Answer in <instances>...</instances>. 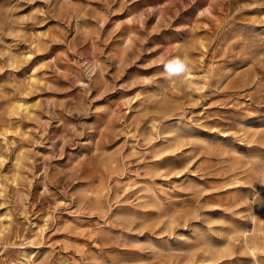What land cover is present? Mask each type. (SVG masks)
<instances>
[{"label": "rangeland", "instance_id": "obj_1", "mask_svg": "<svg viewBox=\"0 0 264 264\" xmlns=\"http://www.w3.org/2000/svg\"><path fill=\"white\" fill-rule=\"evenodd\" d=\"M26 253L264 264V0H0V264Z\"/></svg>", "mask_w": 264, "mask_h": 264}, {"label": "clouds", "instance_id": "obj_2", "mask_svg": "<svg viewBox=\"0 0 264 264\" xmlns=\"http://www.w3.org/2000/svg\"><path fill=\"white\" fill-rule=\"evenodd\" d=\"M186 70H187L186 63L184 60H181V59H175V60L169 61L165 65V71L169 75L179 74V73L185 72Z\"/></svg>", "mask_w": 264, "mask_h": 264}, {"label": "bare ground", "instance_id": "obj_3", "mask_svg": "<svg viewBox=\"0 0 264 264\" xmlns=\"http://www.w3.org/2000/svg\"><path fill=\"white\" fill-rule=\"evenodd\" d=\"M39 229V228H38ZM30 254L29 253H26L25 255H24V261H25V264H27L28 263V260L30 259Z\"/></svg>", "mask_w": 264, "mask_h": 264}]
</instances>
